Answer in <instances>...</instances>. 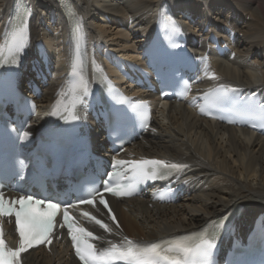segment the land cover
<instances>
[{"label":"bare ground","instance_id":"bare-ground-1","mask_svg":"<svg viewBox=\"0 0 264 264\" xmlns=\"http://www.w3.org/2000/svg\"><path fill=\"white\" fill-rule=\"evenodd\" d=\"M14 1L0 0V27ZM28 1L33 7V42L41 40L49 48L57 76L49 81L40 101L44 113L60 98L56 91L76 48L64 7L67 2H72L82 17L89 39L87 51L92 42L102 41L108 49L137 61L165 2L184 18L190 42H195L198 52L208 49L212 36L227 39L225 28L229 27L237 32L234 44L230 43L237 54L233 60L228 55L213 60L217 69L213 83L264 90V0ZM154 115L156 131L128 146L129 152L184 164L183 179L190 180L186 194L175 205L152 204L148 197L114 200L121 227H114L113 233L101 231L103 235L115 238L127 234L139 242H153L194 232L229 214L234 216L238 231L246 232L264 213V136L199 117L183 103L156 107ZM100 141L105 145L103 138ZM22 260V264H80L64 240L56 241L50 251L44 247L32 250Z\"/></svg>","mask_w":264,"mask_h":264},{"label":"snow or ice","instance_id":"snow-or-ice-1","mask_svg":"<svg viewBox=\"0 0 264 264\" xmlns=\"http://www.w3.org/2000/svg\"><path fill=\"white\" fill-rule=\"evenodd\" d=\"M176 30L178 31L179 29ZM27 135V133H24V136ZM121 163L123 162L117 161V164ZM147 165L153 166L151 173L147 171ZM134 167L136 169V176L156 179L167 175L168 169H179L184 167V165H169L163 160H150L144 161L142 165H134ZM133 187V185H128L125 190L117 192L116 194L131 195ZM108 191L113 190L109 189ZM99 202L105 208L109 207L104 199H100ZM81 203L93 204L94 201L88 199L86 201L82 200ZM17 205L19 206L18 208L16 207ZM58 208V204L51 202H48L45 207L44 200H34L31 196L9 199L6 202L3 194L0 193V215L15 216V231L19 235V247L15 250L6 247L4 240L0 238V260H3L4 264H20L21 253L26 252L30 247L41 243L51 244L50 237L55 227L54 220ZM109 214H111V210H109ZM88 215L87 212L84 213V216ZM111 218L113 221L116 219L115 216ZM91 219L105 231H111L108 224L103 223L100 219H96L95 217H91ZM63 222L68 228L69 235L76 250V255L83 261V264H95L97 260L101 259H119L130 262V264L131 262H134V264H161L162 259H166L161 257L160 252L157 250L158 245L152 244L148 248H135L131 240L127 241V247L123 250L117 249V246L112 244L111 247L105 248L98 255L95 246L87 241L90 238L103 239L102 237H94L93 232L87 231L83 227H74L67 211L64 212ZM214 247L215 245L208 240L197 245L190 264H209V252ZM177 248L185 252L190 251L181 244H178ZM169 264H180V261L173 260ZM185 264H188V262L186 261Z\"/></svg>","mask_w":264,"mask_h":264}]
</instances>
